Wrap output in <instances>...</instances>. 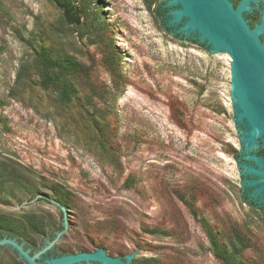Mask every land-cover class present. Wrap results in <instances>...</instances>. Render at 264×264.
I'll return each mask as SVG.
<instances>
[{
  "label": "rangeland",
  "instance_id": "obj_1",
  "mask_svg": "<svg viewBox=\"0 0 264 264\" xmlns=\"http://www.w3.org/2000/svg\"><path fill=\"white\" fill-rule=\"evenodd\" d=\"M166 3L76 0L74 28L51 0H0V216L39 248L46 236L29 223L51 237L58 203L61 254L97 250L95 236L114 257L123 241L131 264H227L209 228L235 254L228 264H264V212L243 196L230 58L168 34ZM41 50L81 70L45 88ZM0 264L23 262L0 251Z\"/></svg>",
  "mask_w": 264,
  "mask_h": 264
},
{
  "label": "water",
  "instance_id": "obj_2",
  "mask_svg": "<svg viewBox=\"0 0 264 264\" xmlns=\"http://www.w3.org/2000/svg\"><path fill=\"white\" fill-rule=\"evenodd\" d=\"M256 2L240 0L233 7L231 0H167L165 6L169 7L170 15V25L166 27L168 34L177 32L181 41L196 45L205 43L211 54H225L230 58L234 122L243 160L239 162L242 185L250 190L252 201L258 207H264V158L254 153L258 140L264 146V40H259V34L264 31V11H261L260 23L253 28L243 16ZM194 39L196 41H192ZM53 203L64 213L61 230L50 237L39 224L46 239L38 248V242L30 240L21 224L13 223L14 233L23 243L3 237L0 239V251L15 253L23 264H131L133 255H129V248L123 241L122 258L114 257L111 246L94 235L97 250L54 255L53 250L57 251L61 246L57 241L67 230L64 219L67 211ZM25 244L35 250L32 252L25 248Z\"/></svg>",
  "mask_w": 264,
  "mask_h": 264
},
{
  "label": "trees",
  "instance_id": "obj_3",
  "mask_svg": "<svg viewBox=\"0 0 264 264\" xmlns=\"http://www.w3.org/2000/svg\"><path fill=\"white\" fill-rule=\"evenodd\" d=\"M54 5L60 10L63 19L66 24L78 28L80 27V19L81 14L78 6L76 5V0H51ZM99 8H101V5L99 3ZM157 13H160V8L157 9ZM192 41H196L195 39ZM119 55L116 52H112V58L118 59ZM113 60H111V63H113ZM37 61L39 63V66L41 67L44 75L43 80V86L45 88H55L58 89L62 83V77L66 75V73L70 72H77L81 70V66L76 64L74 61L69 59H58L54 60L50 53L45 50H41L40 53L37 56ZM59 70V74H54V70ZM68 88V87H67ZM61 89L66 90V86L62 85ZM68 93V91H67ZM65 95V91L63 92V97ZM67 100V98H65ZM244 200L247 203H250L253 205V202L251 201V198L248 197V195L243 192ZM262 210V209H261ZM264 212V210H262ZM32 227H37L38 225L34 221H30L29 223ZM14 226L13 221L9 218H6L5 216H0V239L3 237L7 238H15L19 243H23L22 240L14 233ZM62 226L60 225L57 230H61ZM206 234L208 237V240L210 242L211 248L214 251L215 256L223 261L224 263L232 262V260H229L230 257H234L232 253H229L224 245L219 243L216 234L212 232L211 229H206ZM52 236V235H51ZM28 246L27 244L24 245ZM26 248V247H25ZM83 252V251H80ZM56 253V251H55ZM66 254V253H65Z\"/></svg>",
  "mask_w": 264,
  "mask_h": 264
},
{
  "label": "flooded vegetation",
  "instance_id": "obj_4",
  "mask_svg": "<svg viewBox=\"0 0 264 264\" xmlns=\"http://www.w3.org/2000/svg\"><path fill=\"white\" fill-rule=\"evenodd\" d=\"M240 0H231V3L233 5V7H236L237 4L239 3ZM251 10L249 13L247 14H243L245 20L247 21V24L250 26V28H253L254 25L259 24L260 23V17H261V11H264V0H257V2L255 3V5L251 4ZM259 40L263 41L264 40V31L262 33L259 34ZM254 153L257 156H261L264 158V146H263V142L258 140V144L257 147L254 150ZM252 201V198H251ZM253 202V201H252ZM253 204L257 206V204L255 203V201L253 202ZM259 209L264 210V207H258ZM27 249H30L32 252L35 250L33 248H31L30 246H25ZM54 255H60L61 253H58L53 250ZM15 254V253H14ZM48 255H50V253H48Z\"/></svg>",
  "mask_w": 264,
  "mask_h": 264
}]
</instances>
